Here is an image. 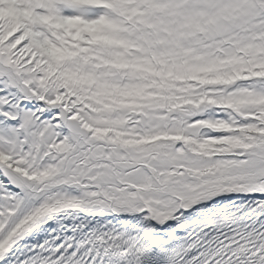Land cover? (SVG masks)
I'll list each match as a JSON object with an SVG mask.
<instances>
[{"label": "snow or ice", "instance_id": "6c2138e0", "mask_svg": "<svg viewBox=\"0 0 264 264\" xmlns=\"http://www.w3.org/2000/svg\"><path fill=\"white\" fill-rule=\"evenodd\" d=\"M0 264H264V0H0Z\"/></svg>", "mask_w": 264, "mask_h": 264}]
</instances>
